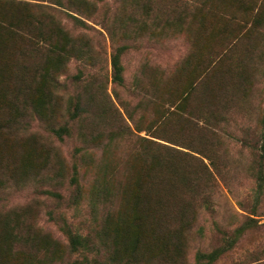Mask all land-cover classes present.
<instances>
[{"label":"rangeland","instance_id":"374dc122","mask_svg":"<svg viewBox=\"0 0 264 264\" xmlns=\"http://www.w3.org/2000/svg\"><path fill=\"white\" fill-rule=\"evenodd\" d=\"M6 1L0 0V39L9 44V50L0 59V118L3 120L13 118L22 87L31 83L29 77L22 79L27 72L21 63L24 58L21 37L25 30L32 28L34 18L29 15L36 10L32 4H47L44 0ZM246 1L251 5L249 8L247 5L246 11L243 8L245 12L237 11L235 2L228 6L229 0H211L209 4L216 10L210 13L207 0L205 6L191 9L187 14L172 13L169 22L185 15L181 31H163L161 23L152 26V31L142 32L140 37L128 31L125 36L129 38V46L119 57L120 83L112 81L109 62L115 44L100 25L103 12L122 8L118 0H96L98 16L82 18L89 25L86 27L64 13L58 16L70 35L83 37L89 54L84 59L70 58L57 75L60 86L59 94L55 95L58 103L54 115L67 121L75 93L83 87L99 89L96 102L102 103L107 112L95 119L93 133L115 135L118 124L127 125L135 136L195 156L211 173L208 178L211 183L206 190L211 196L213 211H198L179 251L180 264H196V252L207 253L221 246L223 238L232 235L230 231L243 221L240 215H249L239 209L237 203H242L248 211L255 196L261 200L254 215L249 216L258 220V226L243 231L234 241L232 250L220 255L216 264H250L248 262L256 259L264 260V156L261 153L264 147V0ZM163 3L149 6L148 12L163 14ZM137 8L132 9L133 14L142 10ZM165 9L169 10L168 6H164L162 19L169 15ZM133 38L136 39L133 41ZM122 42L119 40L116 44ZM171 106L173 111H169ZM186 112H190L192 118ZM118 114L123 120H118ZM186 119L191 121L189 125ZM14 121L17 123L16 119ZM27 121V127L11 124L0 132V230H4L0 232V246L2 237L13 227L6 223L8 210H14L28 219L34 233H46L58 245L59 252L54 253L49 263L42 261V255L33 248L13 243L19 250L41 260L40 264H97L95 252L85 259L78 254H66L72 234L90 238L95 233L101 235L97 225L106 209L90 208L83 191L79 197H74L75 184L69 179L74 175L72 167L77 164L75 150L79 143L75 131L58 139L48 134L35 118ZM204 122L213 134L199 128ZM37 137L44 139L52 150L47 151L44 145L38 144ZM133 146L138 152L142 149L132 141L124 142L117 151L125 154ZM23 158L26 159L22 161ZM181 159L199 166L188 156ZM56 168H63L58 181L60 172L54 173ZM77 172L78 186L86 190V182H90L88 175L82 176L80 169ZM47 176H52L53 181L45 182ZM57 194L61 200L54 198ZM112 208V212H116L117 206ZM109 214L114 219V215ZM218 229L229 232L222 238ZM110 240L112 238L107 243ZM138 244L139 252L145 250L146 258L149 257L150 248L143 238ZM155 248L157 250V246ZM61 254L63 259L56 257ZM14 257L23 260L15 251L5 255L9 261ZM12 264L18 263L13 261Z\"/></svg>","mask_w":264,"mask_h":264},{"label":"trees","instance_id":"16d2710c","mask_svg":"<svg viewBox=\"0 0 264 264\" xmlns=\"http://www.w3.org/2000/svg\"><path fill=\"white\" fill-rule=\"evenodd\" d=\"M13 1L6 2L16 3ZM44 1L47 4H32L36 10L29 17H33L34 22L32 21V28L28 30L29 32L25 30L21 37L23 45L21 52L24 56L21 58V63L22 68L27 72L22 75V79L29 77V83H31L22 87L21 96L15 102L16 111L13 118L10 117L6 120L0 118V132L9 128L11 124H18V127L21 128L27 127V119L30 117L43 124L48 134L58 139L63 135L69 136L72 131H75L74 136L79 143L75 150L77 164L72 167L74 175L69 179L75 184L74 197L77 195L79 197L80 191H83L90 208L106 209L97 225L101 235L95 233L93 238H90L88 235L72 234L68 238L67 255L78 254L82 259H85L88 254L95 252L98 257L97 264H180L179 251L196 221L198 211H213L212 199L206 190L211 183L208 182V178L211 176L209 169L201 160L191 154L133 135L127 125L118 124V131L115 135L103 136L97 132L93 133L95 119H99L98 115L107 112V109L102 107V103L96 102L99 97V89L83 87L80 92H76L67 121H64L62 116L54 115L58 103L55 97L59 94L60 86L57 75L64 69L70 58L84 59L89 54L87 43L83 37L70 35L58 16L64 13L80 23V26H89L83 22L82 18L94 19L98 16L97 2L96 0ZM162 1H164V5H161L162 13L164 14L165 5L169 8V10L165 9V13H169V15L163 19L161 17L163 14L158 16L148 12L149 6ZM209 1L211 0H208V4ZM206 2L207 0H118V4L122 8L117 10L116 7L112 11L103 12L100 25L104 27L111 43L115 44L109 61L112 81L116 83L122 81L119 57L129 46L127 44L129 38L125 36L128 31L137 34L136 37H140L142 32H147L151 30L152 26L160 23L163 26V31H181L185 15L182 14V17H178L176 21L169 22L171 14L175 12L187 14L197 7L205 6ZM234 2L236 4L234 8L237 11H244V7L246 11L249 4L251 5V2L246 0H229L226 5L230 6ZM25 6L28 5L25 4ZM135 7L142 8V10L139 9L138 13L133 14L132 9ZM215 10L216 8L209 4L208 11L213 13ZM254 10H252V18L255 17ZM76 15L80 16V19ZM253 19L256 21V17ZM119 40L123 42L117 45ZM8 45L7 42L0 39V59L7 53V49L9 50ZM30 63L33 64L26 66ZM173 110L172 107L169 111ZM171 113L174 114V112ZM189 113L186 112V115L192 118ZM165 114L167 116L168 112ZM117 116L118 120H123L120 114ZM15 119L17 123H15ZM186 123L189 125L191 121L186 119ZM207 127L204 122L203 126L199 128L213 134V131L206 129ZM37 139V143L44 145L47 151L52 150L44 139L40 137ZM132 141L141 146L142 149L139 152L134 149V146L130 147V151L125 154L117 151L121 144ZM261 153L264 156V147ZM182 156L195 159L199 166H192L181 159ZM26 158H23L22 161ZM194 167H198V170ZM50 168L55 169L51 165ZM76 169L77 171L80 169L82 176L88 175L90 182H86V190L78 186ZM58 171L60 175L56 181L62 177L63 168H56L54 173ZM47 179L53 181L54 178L47 176L44 181L49 182ZM259 188L261 187L259 186ZM54 198L62 199L59 194ZM260 200L261 198L255 196L248 211L245 210L246 206L242 203L238 202L237 205L247 214L254 215ZM114 206H117L116 212H112ZM8 212L13 215L6 213V223L11 225L10 227L13 224V227L7 231L8 235L2 237L0 264H12L13 261L18 264H40L44 260L50 263L54 253L59 252V248L56 249L58 246L56 242L51 240L46 233L42 235L34 233L33 226L23 215L14 210H8ZM109 212L114 215V219L110 218ZM249 215L247 217L240 215L239 218H243V221L230 231L232 235L225 236L229 231L218 229L222 234L221 237L225 236L221 241V246L215 247L207 253L196 252V264H216L220 255L232 250L234 241L243 231L256 228L258 220ZM109 238L112 240L107 243ZM140 238H143L150 248L151 254L147 255L149 256L147 258L145 250L144 254L139 252L138 240ZM12 240L17 241L12 242ZM15 242H19L24 248H33L42 255L43 260H37L30 254L24 253L23 250H19L13 244ZM14 251L16 255L20 254L26 263L20 257L18 259L22 262L18 261L17 257H14L13 261L5 258V255ZM56 257L63 259L62 254ZM253 261L248 263L264 264V260Z\"/></svg>","mask_w":264,"mask_h":264}]
</instances>
